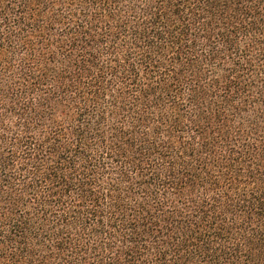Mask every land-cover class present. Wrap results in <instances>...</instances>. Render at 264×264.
Wrapping results in <instances>:
<instances>
[{
  "label": "trees",
  "instance_id": "obj_1",
  "mask_svg": "<svg viewBox=\"0 0 264 264\" xmlns=\"http://www.w3.org/2000/svg\"><path fill=\"white\" fill-rule=\"evenodd\" d=\"M0 264H264V0H0Z\"/></svg>",
  "mask_w": 264,
  "mask_h": 264
}]
</instances>
